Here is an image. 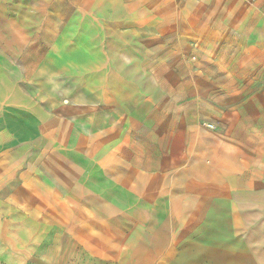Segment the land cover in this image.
<instances>
[{"label":"crops","instance_id":"obj_1","mask_svg":"<svg viewBox=\"0 0 264 264\" xmlns=\"http://www.w3.org/2000/svg\"><path fill=\"white\" fill-rule=\"evenodd\" d=\"M71 1L88 5L96 25L90 37L105 38L93 50L101 54L93 65L99 100L137 93L150 118L126 140L130 155L122 141L112 145L123 149L110 163L118 190L142 209L165 210L160 216L182 228L186 246L179 254L187 264H264V0ZM5 59L1 54L0 189H16L0 198V217L21 218L29 216L16 209L30 199L24 169L56 158L57 138L70 130L12 77L24 72L21 65ZM34 148L39 158L28 162L27 149ZM73 185L69 195L78 206L89 188ZM120 203L124 211L126 201ZM52 209L61 217V205Z\"/></svg>","mask_w":264,"mask_h":264},{"label":"rangeland","instance_id":"obj_2","mask_svg":"<svg viewBox=\"0 0 264 264\" xmlns=\"http://www.w3.org/2000/svg\"><path fill=\"white\" fill-rule=\"evenodd\" d=\"M42 1L45 0H0V55L6 56V64L21 65L19 69L24 72L12 77L20 81L26 93L55 111L70 134L58 136L56 158L48 155L36 159L38 148L27 149L28 162L32 157L36 159L31 165L27 162L23 171L27 173L25 190L30 199L16 203V209L28 210L29 216L34 212L36 216L7 218L6 212L1 214L0 264L191 262L179 254L186 246L185 233L182 228L177 231L166 216H160L165 210L142 209L130 193L123 195L117 188V171L110 168L114 166L110 163L120 150L125 149L130 155L126 140L141 134L145 120L149 122L150 118L143 107H138L141 102L137 93L135 99L122 98L131 94L125 91L99 100L93 65L101 60V54L93 50H98L105 38L90 37L96 25L88 5L79 7L73 6L71 0H47L45 8H38ZM61 2V7L56 5ZM40 33H49L50 39L26 41L43 36ZM130 125L141 126L130 131ZM115 140L122 141L125 147L112 146ZM73 183L89 188L88 197L79 199L88 208L75 206L69 195L71 189L75 190ZM56 188L60 198L53 194ZM15 189V184L5 185L0 189V198ZM104 192L108 193V201ZM123 200L124 211L120 203ZM55 205H61V217L54 216Z\"/></svg>","mask_w":264,"mask_h":264},{"label":"built area","instance_id":"obj_3","mask_svg":"<svg viewBox=\"0 0 264 264\" xmlns=\"http://www.w3.org/2000/svg\"><path fill=\"white\" fill-rule=\"evenodd\" d=\"M208 128H209V129H213L214 127H213V126H211V125H208Z\"/></svg>","mask_w":264,"mask_h":264}]
</instances>
